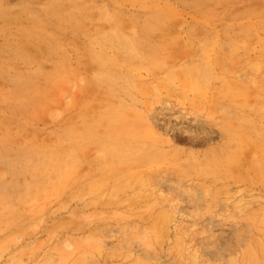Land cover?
Wrapping results in <instances>:
<instances>
[{
    "label": "rangeland",
    "instance_id": "rangeland-1",
    "mask_svg": "<svg viewBox=\"0 0 264 264\" xmlns=\"http://www.w3.org/2000/svg\"><path fill=\"white\" fill-rule=\"evenodd\" d=\"M166 1L177 15L129 68L137 86L121 137L161 147L172 164L122 165L141 180H121L112 195L97 139L118 125L108 115L118 100L97 81L89 38L116 26L96 24V9L116 12L115 0H0V212L10 211L0 217V264H264V27L244 0L211 2L206 9L221 15L212 22ZM121 7L129 17L119 24L131 32L140 6ZM193 68L203 69L201 89L185 76ZM70 128L85 144L67 141ZM44 144L81 159L70 191L40 186L44 175L16 159L22 152L33 162ZM227 151L240 160L230 164Z\"/></svg>",
    "mask_w": 264,
    "mask_h": 264
},
{
    "label": "bare ground",
    "instance_id": "bare-ground-1",
    "mask_svg": "<svg viewBox=\"0 0 264 264\" xmlns=\"http://www.w3.org/2000/svg\"><path fill=\"white\" fill-rule=\"evenodd\" d=\"M122 1L131 2L139 4V13L131 14L133 20L136 21L137 27H135L131 32L127 31L123 25L119 23L122 21V18L129 17V12H126L125 9H122ZM182 1L184 6L192 9L195 13L203 12L202 16H206V20L212 22L216 15H220L214 11L208 10L211 2H217L215 0H206L199 2L197 0H179ZM166 6L146 4L142 0H115L116 12L106 10L105 8H97L96 11L99 14V17L94 18L88 16L87 21L92 23L99 21L96 24H100L101 21H110L113 22L116 26H112L109 31L97 29V34L90 37V41H93L89 46L91 54L95 61L99 62L100 70L97 76V81L101 83L106 92L117 98L118 105H113L110 109L108 115L112 116L116 123V128L111 130V136L106 139H97V142L100 145V155L102 158L106 159L107 162L112 166L110 171L112 174V179L114 181V186H110L112 195H116L120 191V186L118 182L121 183V180L126 178L135 179L136 181L141 180V175L135 172H130L124 174L125 172L120 171L122 165H129L132 163L141 164L144 166H150L152 164L161 165L164 163L172 164L169 156L164 151H161V147L156 150H143L137 147L129 145V140H122L121 135H129V128L125 121L126 118L125 112L129 109V102L126 97H129V89L137 86V82L134 76H129V68H136L135 59L137 57L143 58L144 51L142 49L146 48L150 42H153L154 38L159 34L165 31V26L167 25L168 18L174 17L177 12L174 11V8L171 3L164 1ZM263 3L256 0H244V5L247 9L245 13H250L260 20L261 26L264 27V20L260 19L259 16L264 14V0ZM73 8L81 10L80 6L72 5ZM84 13V12H80ZM221 16V15H220ZM209 17V18H208ZM69 18H67L68 20ZM258 22V21H257ZM139 24V27H138ZM257 23L250 21L247 27H254ZM81 27H79V30ZM214 39V38H212ZM53 46L50 47V51L53 50ZM143 47V48H142ZM151 49L155 50V47ZM158 50V48L156 49ZM116 54H113L114 52ZM127 69V72H124L122 69ZM207 78H211L213 74L209 70L208 66L205 67ZM127 73V74H125ZM186 78L192 84L193 87L201 89L200 76L203 73V69H185L184 71ZM130 86V87H129ZM156 117H154L155 119ZM157 119V118H156ZM163 124V122L161 123ZM126 126V127H125ZM164 126L166 127L165 123ZM168 127V125H167ZM175 125L172 126V128ZM177 128H174L175 131ZM167 132H169L166 129ZM64 135V133L62 134ZM258 135H264V131H259ZM65 138L67 141L81 142L85 144L81 138L78 139L77 132L70 128L68 133H65ZM91 138V137H90ZM260 142L261 139H258ZM166 143L170 144L171 141L166 139ZM238 151H244V146L240 145L237 147ZM33 155L37 162H31V157L28 154L20 152L16 159L18 162L22 163L23 166H29V169L34 170L36 174L41 172L44 175V180L41 182L40 186L51 187L55 192L70 191L73 188V184L78 185L80 181L78 176L75 173V166L79 163L81 164V159L79 156L74 155L72 150H63L58 146L49 147L44 144L38 150H34ZM27 152V151H23ZM232 151H227V155L230 158V164L235 163L236 159L240 160V156L232 155ZM195 155V154H194ZM233 156V157H232ZM235 157V158H234ZM196 160V159H195ZM208 165H212L211 161L207 162ZM31 167V168H30ZM129 172V171H127ZM230 174L235 175L238 179H243L244 176L240 174V171L236 168H232ZM126 182V181H125ZM0 186H2L0 184ZM29 186V185H27ZM91 190H98V186H90ZM7 199L5 192H0V204L2 205L3 201ZM10 211L3 209L0 212V217L6 214H9ZM167 218L170 219L168 214H165V221ZM174 223L176 228L181 224V221L175 219ZM178 235H181L178 233ZM68 246L71 247V244L68 243Z\"/></svg>",
    "mask_w": 264,
    "mask_h": 264
}]
</instances>
